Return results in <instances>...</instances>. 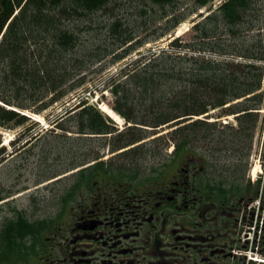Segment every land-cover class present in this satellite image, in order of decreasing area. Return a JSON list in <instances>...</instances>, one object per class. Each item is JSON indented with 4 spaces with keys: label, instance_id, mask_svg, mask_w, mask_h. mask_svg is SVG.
<instances>
[{
    "label": "trees",
    "instance_id": "1",
    "mask_svg": "<svg viewBox=\"0 0 264 264\" xmlns=\"http://www.w3.org/2000/svg\"><path fill=\"white\" fill-rule=\"evenodd\" d=\"M181 1L3 0L0 128L33 124L21 112L41 115L63 104L86 87L89 75L105 72L109 64L123 61L148 44L151 35L156 36L155 40L162 39L191 15L207 9L211 14L205 18L201 15L203 20L193 26V42L176 38L170 43L175 52L161 51L147 61H136L120 71L122 80L108 81L115 111L134 127L116 133V127L111 126L100 109L87 102L86 96L79 101L81 110L68 120L76 124L72 133L87 137L116 134L107 145L115 152L145 141L150 137L149 131L173 122L181 125V119L187 123L192 117L222 109L224 115L241 114L239 128L220 130L217 123L202 120L186 124L176 132L178 155H186L192 142L213 141L225 134L230 139L252 138L259 122L255 111L264 107V95L259 93L264 80L263 67L234 60L216 61L199 54L264 61V0H225L218 7L215 0H193L189 12ZM67 111L66 115L70 114ZM57 118L50 122L69 132L65 121L59 122L63 117ZM33 140V135L28 134L12 145L20 142L25 146ZM146 146H135L121 156L128 169L123 168L125 165L115 167L101 162L68 178L59 210H66L77 190L91 184L97 174L141 172L139 164L146 156L142 154ZM6 151L5 147L0 148L1 162L9 155ZM79 167L80 163H74L67 170ZM60 175L56 173L49 179ZM12 196L11 193L0 196V202ZM53 218L35 220L39 221L33 223L35 234L38 225L48 226ZM6 221L10 222V217ZM5 226L7 233L2 235H10L9 223Z\"/></svg>",
    "mask_w": 264,
    "mask_h": 264
},
{
    "label": "flooded vegetation",
    "instance_id": "2",
    "mask_svg": "<svg viewBox=\"0 0 264 264\" xmlns=\"http://www.w3.org/2000/svg\"><path fill=\"white\" fill-rule=\"evenodd\" d=\"M259 145L192 142L186 155L173 145L147 173L97 174L36 234L41 219L15 210L0 264H264Z\"/></svg>",
    "mask_w": 264,
    "mask_h": 264
},
{
    "label": "rangeland",
    "instance_id": "3",
    "mask_svg": "<svg viewBox=\"0 0 264 264\" xmlns=\"http://www.w3.org/2000/svg\"><path fill=\"white\" fill-rule=\"evenodd\" d=\"M193 2V0H182L181 4H184L185 9H188L187 12H189ZM209 14L211 13L207 12V9L200 10L198 13L191 15L172 34L162 39L155 40L156 36L151 35L148 40L149 43L137 49L128 58L114 65L109 64L108 69L103 73L89 75L86 87L71 95L63 104L55 106L44 114L33 116L34 120H31L33 124L14 129L10 127L8 129L0 128V136L3 140L0 148L5 147L6 152L9 154L6 160L0 161V196L8 195L9 193L13 194L8 200L0 202V233L5 230L6 218L12 217L13 210L25 211L32 220L35 218H46L56 213L61 204V193L64 187L69 184V181L65 180L67 179L66 177H71L72 173H78L77 171H80L81 167L85 168L95 165L100 158L107 165L121 166L126 164L124 159L118 158V154L113 155L108 150L107 145L113 139V136L110 137L109 134L106 136L87 137L72 133L75 131L76 124L68 120L81 110L79 101L86 99L87 96V102L100 109L110 120L111 126H117L116 131H119V134L130 127H134L135 125L129 124L115 111L114 97L110 92V88H107L108 81L113 78L122 80L123 78H120L121 75H119L120 71L127 69L136 61L142 59L147 61L161 51H174L170 47V42L176 38H182L185 43L193 42L195 35L193 26L203 20V17H200L201 15L205 18ZM199 55L207 59H215V56L209 53ZM216 57L220 56L216 55ZM90 91H92V95H89ZM262 93L264 94V82ZM104 107L110 108L113 113L118 115L120 121L108 116L103 111L105 110ZM66 110L70 114L66 115ZM261 110L263 111L259 114L255 139L258 141V145L259 143L262 144L263 141L262 146L259 145L258 148L264 150V107ZM225 113L218 110L209 113V115L192 117L187 120V123H185L186 120L181 119L179 122L181 125L173 122L157 128L156 131H149L151 132L150 137L136 144L137 146L147 145L142 152L146 156L140 161V171L147 173L149 169L151 170V168L158 166L159 162L162 161V155L170 154L169 149L173 147L170 142L176 143L175 141L179 139V135L176 133L178 128L186 124L204 120L209 123H218L220 125L219 128H222V126L226 127L227 125L224 123H229L230 127H236V119L233 116L224 115ZM58 116L59 118L63 117L59 122L65 121L64 126L71 129L69 132L60 130L56 127V124L50 122L58 120ZM149 130L152 129L150 128ZM28 134L33 135V141L25 146L20 144V142L15 146L12 145L13 141ZM220 139L228 140L229 137L225 134ZM164 144H168L169 147H166L167 149L163 148ZM129 150L125 149V151ZM96 155H99L97 159ZM74 163H80L81 167L75 170H67ZM66 170L69 173H66ZM56 173H61L62 175L50 180L49 177L56 175ZM8 203L11 205H8ZM12 208L13 210H11ZM24 215L26 214L24 213Z\"/></svg>",
    "mask_w": 264,
    "mask_h": 264
},
{
    "label": "bare ground",
    "instance_id": "4",
    "mask_svg": "<svg viewBox=\"0 0 264 264\" xmlns=\"http://www.w3.org/2000/svg\"><path fill=\"white\" fill-rule=\"evenodd\" d=\"M3 1V0H2ZM1 1V2H2ZM0 2V3H1ZM222 4V3H221ZM219 4V5H221ZM223 60H228V56L226 57H223ZM105 110H103L108 116H110L111 118L117 120V121H120V118L118 117V115H116L115 113H113L112 110H110V108H107V107H104Z\"/></svg>",
    "mask_w": 264,
    "mask_h": 264
},
{
    "label": "water",
    "instance_id": "5",
    "mask_svg": "<svg viewBox=\"0 0 264 264\" xmlns=\"http://www.w3.org/2000/svg\"><path fill=\"white\" fill-rule=\"evenodd\" d=\"M2 0H0V2H1Z\"/></svg>",
    "mask_w": 264,
    "mask_h": 264
}]
</instances>
